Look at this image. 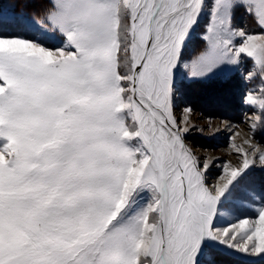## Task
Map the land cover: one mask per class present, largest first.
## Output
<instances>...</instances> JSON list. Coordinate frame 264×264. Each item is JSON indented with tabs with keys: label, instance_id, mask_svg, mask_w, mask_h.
Masks as SVG:
<instances>
[{
	"label": "snow or ice",
	"instance_id": "1",
	"mask_svg": "<svg viewBox=\"0 0 264 264\" xmlns=\"http://www.w3.org/2000/svg\"><path fill=\"white\" fill-rule=\"evenodd\" d=\"M237 8L264 29V0H50L40 22L61 47L0 35V264H215L217 246L264 255V204L254 227L214 226L264 151L233 144L242 161L209 186L211 160L182 135L192 110L183 128L173 111L206 9L207 47L187 75L243 55L264 82V33L233 28ZM245 102L264 113V87Z\"/></svg>",
	"mask_w": 264,
	"mask_h": 264
},
{
	"label": "rangeland",
	"instance_id": "2",
	"mask_svg": "<svg viewBox=\"0 0 264 264\" xmlns=\"http://www.w3.org/2000/svg\"><path fill=\"white\" fill-rule=\"evenodd\" d=\"M49 7L50 0H0V35L24 37L49 49L61 47L64 42L61 34L53 30L50 24L45 26L46 21L40 22ZM210 22L211 17L206 9L184 44L180 67L176 72L173 111L183 128L184 109L191 108L189 131L182 133L184 143L200 158L201 164L204 159L211 160L205 179L207 185L212 186L218 183L225 163L238 166L242 161V154L232 148L233 144L244 147L251 154L249 145L243 143L247 139L251 146L264 151V113L245 102L246 95L249 92L258 94L264 82L258 76L248 78L253 64L250 58L243 55L238 64L223 65L206 78L187 75L184 64H191L207 47L204 36ZM232 26L248 34L264 33L254 16L244 8L234 10ZM240 42V38H236L235 43ZM147 199L146 194L142 202L146 203ZM261 204H264V167L260 166L257 156L256 165L237 186L228 209H221L214 219V226L225 228L248 219L250 226L254 227L258 218L256 209ZM212 257L215 264H264V255H251L226 246H217ZM203 259L207 261V253Z\"/></svg>",
	"mask_w": 264,
	"mask_h": 264
},
{
	"label": "bare ground",
	"instance_id": "3",
	"mask_svg": "<svg viewBox=\"0 0 264 264\" xmlns=\"http://www.w3.org/2000/svg\"><path fill=\"white\" fill-rule=\"evenodd\" d=\"M234 83H235V82H234ZM238 90H239V89H238ZM195 91H196V90H195ZM202 92H203V91H202ZM236 92H237V91H236ZM205 93H206V91H205ZM207 93H208V91H207ZM194 94H195V93H194ZM194 94H193V95H194ZM196 94H197V93H196ZM201 94H202V93H201ZM234 94H235V93H234ZM224 95H225V94H224ZM206 96H207V95H206ZM204 97H205V96H204ZM189 98H190V97H189ZM216 98H217V97H216ZM216 98H215V99H216ZM194 99H195V97H194ZM203 99H204V98H203ZM215 99H214V100H215ZM219 99H220V98H219ZM236 100H237V99H235V101H236ZM217 103H218V102H217ZM237 103H238V102H237ZM235 106H236V105H235ZM223 108H224V107H223ZM235 108H236V107H235Z\"/></svg>",
	"mask_w": 264,
	"mask_h": 264
}]
</instances>
